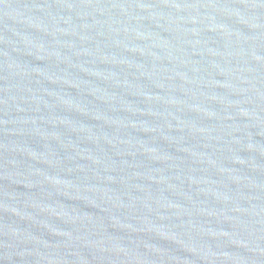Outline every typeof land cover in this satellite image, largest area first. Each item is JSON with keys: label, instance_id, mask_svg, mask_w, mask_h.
<instances>
[{"label": "water", "instance_id": "obj_1", "mask_svg": "<svg viewBox=\"0 0 264 264\" xmlns=\"http://www.w3.org/2000/svg\"><path fill=\"white\" fill-rule=\"evenodd\" d=\"M0 264H264V0H0Z\"/></svg>", "mask_w": 264, "mask_h": 264}]
</instances>
